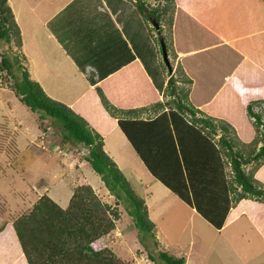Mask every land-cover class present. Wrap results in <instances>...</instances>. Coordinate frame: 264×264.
<instances>
[{
	"label": "trees",
	"instance_id": "16d2710c",
	"mask_svg": "<svg viewBox=\"0 0 264 264\" xmlns=\"http://www.w3.org/2000/svg\"><path fill=\"white\" fill-rule=\"evenodd\" d=\"M128 1L148 34L154 28L149 20L157 25L160 54L161 40L170 65L178 57L173 73L166 74L160 99L136 61L95 83L72 106L52 99L29 76L20 29L8 0H0V73L17 100L38 113L39 129L44 131L43 121L49 119L61 128V144L86 148L82 157L114 204H124L149 262L183 264L184 256L160 249L144 200L104 151L103 138L115 124L153 179L211 227L220 229L244 214L264 246V179L255 176L264 165V76L254 77L264 75V63L248 56L245 67L252 74L246 78L237 77L243 60L241 68L233 71V64L225 61L218 77L198 76L190 66L191 58L224 39L214 42L218 38L211 40L206 32L194 49L182 52L176 45V20L185 11L179 10L183 9L179 0H160L151 6L147 0ZM165 71L161 65V72ZM254 84L258 86L248 87ZM126 91L136 96L128 97ZM116 205L101 202L80 177L64 208L40 193L26 212L9 223L25 264H127L105 246L92 247L113 230Z\"/></svg>",
	"mask_w": 264,
	"mask_h": 264
},
{
	"label": "rangeland",
	"instance_id": "374dc122",
	"mask_svg": "<svg viewBox=\"0 0 264 264\" xmlns=\"http://www.w3.org/2000/svg\"><path fill=\"white\" fill-rule=\"evenodd\" d=\"M104 2L110 7L123 9L120 7L122 0H119V3L115 0H104ZM147 2L149 6L161 3L160 0H147ZM100 3L103 4V1H99ZM8 4L20 29L22 51L26 55L30 77L37 74L43 83L44 89L41 87L43 91L45 90L44 92L52 99L67 105L80 89L74 84L64 85L68 79L61 78L57 79L58 83L54 80L56 81L54 84H59V95H55V90L52 92L50 89L53 87L45 84L47 83L45 76L49 74L57 76L65 65L62 64L61 68L59 66L53 70L48 69L49 63L53 62L52 46L54 45L49 42L45 33L49 27L59 23V20L60 23L64 20L65 27L57 28L56 36L70 53L72 48L67 43L68 38L64 36L65 32L78 21L68 24L73 16L68 18L67 12L75 15L78 10H92V8L85 3V0H8ZM42 10H54L55 13L52 20L50 18L46 21L47 26L44 31L42 26L37 28L32 22L35 17L45 18L46 13ZM149 25L151 26L150 22ZM151 35L148 34L152 49L147 50L146 43V49L139 51L147 56L151 63L154 62L155 68L160 71L164 63L156 41L157 33L153 27ZM82 41L86 42V40ZM76 42L80 47L79 40ZM54 47L60 52L57 46ZM83 54L86 56L85 51ZM68 74L69 72H66L64 76ZM32 79L37 81L33 77ZM8 83L2 71L0 73V224L26 212L40 193H49L52 200L59 198L54 201L64 208L73 185L80 177H84L96 188L95 194L101 202L108 201L106 198L108 192L82 157L86 153V148L79 144H61L59 142L61 128L49 119L43 121L45 130L39 129L38 123L41 120L38 113L22 105L11 92ZM126 96L135 97L136 94L126 91ZM110 141V139L105 140L106 148ZM12 144L17 152L12 151ZM6 145L7 148L12 147L11 150L4 149ZM116 152L121 153L115 156L121 167L118 168L124 171L123 174L128 178L133 191L145 199L146 210L148 206L150 207L148 218L154 223L155 235L161 250L174 255H183V264H264L262 239L244 214L227 224L223 223L225 225L218 232L199 215H193L190 206L177 199L173 193L155 188L151 175L146 172L140 159L129 146H119ZM225 168L230 172L228 165ZM255 176L263 178L264 167L259 168ZM145 183L147 192L150 191L152 194L150 199L147 192H142ZM157 190L161 191L157 192ZM109 197L111 202L106 204L111 207L117 204L118 218L113 222L114 230L95 240L92 247L99 249L105 246L127 264H153L145 257V252L137 239V231L124 210V204L119 201H115L114 204V198L111 195Z\"/></svg>",
	"mask_w": 264,
	"mask_h": 264
},
{
	"label": "crops",
	"instance_id": "0c3cea01",
	"mask_svg": "<svg viewBox=\"0 0 264 264\" xmlns=\"http://www.w3.org/2000/svg\"><path fill=\"white\" fill-rule=\"evenodd\" d=\"M99 1H103V4H99ZM99 1L85 0V3L89 4L92 10H78L75 15L71 12H67L68 18L73 16V18H71L72 20L67 22L68 24L78 21L73 27L71 26L65 32L64 37L68 38L69 41L67 43L72 48L70 53H68L67 49L63 47L62 43L56 36L57 28L65 27V23H63L64 20L61 21V23L59 20V23L49 27L46 33L44 32L46 37H48L49 42L54 46H57L60 50V52H58L55 47L52 46L54 51L52 54L53 62L49 63L48 69H57L59 66L61 68V65L65 64L57 76L52 74H49V76L47 75V77L45 76L44 79L47 81L45 84L49 87H53L50 89L52 92L55 90V95H59V84H54L57 79L67 78L68 80L64 85L74 84L76 87H79V93L74 99L71 98L67 103V105L72 106L85 93V91L95 83H98L100 80L106 78L115 71H118L132 61H136L142 69V74L146 75L148 82L152 85L155 93L160 99L159 91H161L164 86L166 76H164L161 70L159 71L155 68L154 62L151 63V60L139 51V49H146V43L148 44L147 50L152 49L151 40L145 30L146 28L143 21H141L142 19L140 15L135 10L133 4L128 0H122L120 7L123 9L121 10L119 7L108 6L104 0ZM115 1L119 3V0ZM179 1L183 8L179 10L185 11L182 12L181 16L176 20L175 25L178 30L176 45L183 48L180 49L182 52L194 49V45L200 43L196 41L206 32L209 33V39L213 40L218 38L214 42L221 41L222 38L224 39L221 45L213 44V46L206 47L207 49L205 48L204 51H201V53H198L191 58L192 61L190 62V66L191 68L193 67V70L197 72L198 76L218 77L220 76L219 73L225 61H228L230 65L233 64L231 71L237 66L241 68L240 65L244 61L242 64L243 68L239 70L241 74L237 77L246 78L252 74L251 69L245 67L248 56L253 55L252 58L257 62L264 63V0ZM99 8H101V10ZM104 8H109V10H104ZM42 11L46 13L45 18L39 19V17H35L32 19V22L37 28L42 26L44 31L45 26H47V24H45L46 21L50 18L52 20L55 17L53 16L55 13L54 10ZM137 33H139V35H137ZM78 40L80 42V47L76 42ZM82 40H86V42H83ZM208 44L209 43L207 42L204 45L208 46ZM185 47L188 49H184ZM84 51L86 52V56L83 54ZM24 56L26 55L24 54ZM177 59L178 57L174 60V64H176ZM232 61H234V63ZM262 68L263 65L261 66V69ZM246 71H248L249 74H245ZM66 72H69L68 76H64ZM216 73L217 75H215ZM261 73L263 72H260L259 75L254 77H263L264 75ZM224 75H226V73ZM32 77L35 78L44 89V86L42 85L43 83L38 75H31L30 78ZM50 84L52 86H50ZM255 86L257 87L258 85H248V87L254 88ZM106 139L111 140L107 144V148L105 146ZM103 141L104 151L117 163L116 165L120 167L115 156H119L121 153L116 152V149H118L119 146L124 145L129 146L130 149L132 148L128 145L129 142L116 124L114 128L104 136ZM263 167L264 165L260 168ZM259 179H264V177ZM152 182L155 188H161L165 192H169L165 186L154 180L153 177ZM91 187L95 192L96 188H94V186ZM143 187L142 192H147L146 183ZM159 191L161 190H157V192ZM46 194L51 198L49 193ZM147 196L149 199L151 198L152 194L150 191L147 192ZM106 198L108 199V201L104 200L106 203L111 202L109 194H106ZM55 199L59 198H54V200ZM66 204L67 201L65 205ZM149 208L150 207L148 206V215ZM191 212L193 215H198L193 208H191ZM13 218L2 222H5V225L0 230V264H25L15 236L10 228L9 222ZM216 230L219 232L221 228ZM255 231L257 232V230ZM262 248L264 250L263 244Z\"/></svg>",
	"mask_w": 264,
	"mask_h": 264
},
{
	"label": "water",
	"instance_id": "95a60500",
	"mask_svg": "<svg viewBox=\"0 0 264 264\" xmlns=\"http://www.w3.org/2000/svg\"><path fill=\"white\" fill-rule=\"evenodd\" d=\"M153 26H154V28H157V25L155 23H153ZM160 48H161L162 59H163L165 65L167 66L168 71L170 72L171 71V68L169 66V63H168V60H167V56H166V52H165V48H164L163 42L161 40H160Z\"/></svg>",
	"mask_w": 264,
	"mask_h": 264
},
{
	"label": "clouds",
	"instance_id": "9594fccd",
	"mask_svg": "<svg viewBox=\"0 0 264 264\" xmlns=\"http://www.w3.org/2000/svg\"><path fill=\"white\" fill-rule=\"evenodd\" d=\"M152 21V20H151ZM150 20H149V22H150V24H151V26H153V21L151 22ZM165 48V47H164ZM165 52H166V50H165ZM166 56H167V60H168V63H169V55H167V52H166ZM161 58H162V55H161ZM162 62L164 63V61H163V59H162ZM173 64H174V62H173ZM164 65H165V63H164ZM166 66V65H165ZM169 66H170V68H171V71L169 72L168 71V68H167V66H166V69H167V71H165V73H163L164 74V76H166V74L167 73H169V74H172L173 73V71H174V68H175V64H174V67H172V65H170V63H169ZM166 80V79H165ZM165 84V83H164ZM163 88V87H162ZM162 90V89H161ZM161 92V91H160ZM161 94V93H160ZM107 154V153H106ZM104 187V186H103ZM105 188V187H104ZM107 191V190H106ZM108 192V191H107ZM109 194V193H108ZM110 195V194H109ZM112 196V195H111ZM113 197V196H112ZM106 203V202H105Z\"/></svg>",
	"mask_w": 264,
	"mask_h": 264
}]
</instances>
